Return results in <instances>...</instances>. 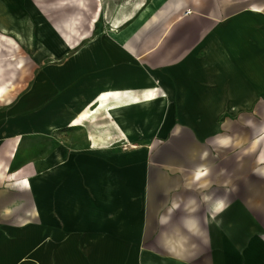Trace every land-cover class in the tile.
I'll return each instance as SVG.
<instances>
[{
    "label": "crops",
    "instance_id": "1",
    "mask_svg": "<svg viewBox=\"0 0 264 264\" xmlns=\"http://www.w3.org/2000/svg\"><path fill=\"white\" fill-rule=\"evenodd\" d=\"M22 2L0 0V25L21 28L17 17H27L31 33L18 45L0 26V101L4 77L21 67L1 52L18 59L20 45L35 49L22 94L0 102V177L8 168L16 181H0V264H264V238L250 244L253 258L245 252L264 232L242 225L253 182L258 193L257 152L228 161L232 146L213 139L217 111L247 117L264 90V0H27L19 10ZM35 4L61 17L47 44ZM258 171L264 177V164ZM208 181L216 196L240 190L241 200L219 226L201 204V234L191 236L183 204L199 201ZM173 200L181 209L161 226ZM176 229L189 242L169 251L162 233Z\"/></svg>",
    "mask_w": 264,
    "mask_h": 264
},
{
    "label": "rangeland",
    "instance_id": "2",
    "mask_svg": "<svg viewBox=\"0 0 264 264\" xmlns=\"http://www.w3.org/2000/svg\"><path fill=\"white\" fill-rule=\"evenodd\" d=\"M23 4H19L18 8L26 10V8L29 7V5H27V0H23L22 2ZM15 8V7H13ZM35 11L32 12V14H35L34 18L38 19V15H43L44 18L46 19L43 22H39V23H35V30L37 28H39V25H43L44 27H46V29L48 30L47 35L46 36V42L45 44H47L49 41L53 40V31L54 29L58 26V24L61 22V17L59 14V11L57 8H50L49 6H45V5H34ZM24 13V12H21ZM25 15V14H23ZM5 17V16H4ZM19 19V23H20V27L18 28L16 25L12 24L9 21H6L5 23H3L2 25H0L1 27L3 26V35L8 37L9 33H15L16 37L18 36L17 42L18 45L19 44H23V45H27L28 41H29V37L31 36L30 29L23 24V18L27 21H29L27 19V17H17ZM21 19V20H20ZM22 22V23H21ZM39 24V25H38ZM31 27V25H30ZM7 31V32H6ZM22 38V40H21ZM24 39V40H23ZM37 40V38L35 37V41ZM5 40H3L4 42ZM2 47H5L2 44ZM18 47V46H17ZM31 47V46H30ZM30 47H23V46H19V48L16 51V56L18 57V59H16L14 57V53H11L10 51L6 52L3 51L2 56H4V58H8V60L10 61H18L19 62V67L18 69H14L13 73L14 75L9 78V75H6L4 78L5 80H7L9 82V84L7 85V91L4 94V99L5 100H1L0 102L3 104H8L7 106L13 104L16 102V100L19 98V96L22 94L23 90L26 87V82L27 79L30 75V73L32 72V55H33V51L31 49H27ZM5 50V49H4ZM31 51V53H29ZM69 52V51H68ZM67 52V53H68ZM31 60V61H30ZM21 61V62H20ZM5 73H7V71H5ZM259 99H258V105H257V109H250V108H246V106L244 107L245 109L243 111H245L247 113V117H241L240 114L241 112H236V111H230L229 107L227 108V111H225L224 109L217 111L216 113V118L214 119L218 124H219V129H220V133H217L214 135L213 139L217 142L218 138H223V137H228L230 138V144L228 147L232 146V148L227 149L226 150V157H228V161L232 160L233 158H242L244 160L247 159H251L252 161V155H249L250 151L257 152V161H258V166L260 167L262 164H264V90H259ZM229 104V103H228ZM231 104V103H230ZM228 106V105H227ZM3 108V107H0ZM233 110L236 109V107L232 108ZM254 110V111H252ZM244 112V114H246ZM253 112V113H252ZM252 113V116H250V114ZM250 147V148H249ZM3 152V151H2ZM5 153H2L1 157L5 158ZM224 153H222L223 155ZM254 156V154H253ZM5 160V159H4ZM3 161V160H2ZM258 166L257 167H253L254 171L253 173H255V170L257 171L259 177L258 179V193L257 196H255V188L256 187V183L253 182V185L250 186L249 191L244 195V197L242 198L243 202L248 206L247 210L248 213L243 215V221H245L242 225L243 227H247V226H257L259 229L258 231L260 233L264 232V177H262V175L260 174V172L258 171ZM233 167V166H232ZM232 167L228 166L227 170L229 173H236ZM247 169V166L244 167L243 171L246 172L245 170ZM242 171V172H243ZM9 171L8 168L7 170H2V176L0 177V181H3L5 178L9 179V181L11 183L16 182L10 175H9ZM247 173V172H246ZM246 173H244V175H246ZM238 175L240 174V172L238 171L237 173ZM242 174V173H241ZM249 178L243 176L242 177V186H244L245 188V184L248 185L249 187V183H246L245 181ZM38 181V180H37ZM7 182H3L1 183L2 188L5 187ZM227 184L228 189H230V186H233L231 189L232 191L234 190V182L231 181V177L228 178L227 180ZM239 185V183H238ZM238 189V187H237ZM251 190L253 191L251 193ZM227 192V200L229 202H234L235 205V209L237 207V204L239 202L240 197V190L239 192ZM238 191V190H237ZM54 209V208H52ZM38 213H36L34 216H37ZM58 214L56 213H52L51 217L54 220L58 219ZM239 215H232V214H228V218L229 217H233L236 218ZM20 223V228H24L28 222L25 221L23 223ZM238 224V223H237ZM245 232H248V234L254 229L251 230H247L244 229ZM53 233V230L51 231ZM264 238V235L261 236L259 239H255L253 241H251L249 243V245L247 246V250L246 252V257L248 258H253L250 257L251 255H249L248 253V249L250 247V244L254 243L255 241H259L261 239ZM247 239V238H246ZM229 248V247H228ZM231 248V247H230ZM236 248L240 249L241 246L238 244V246H236ZM235 250V249H234ZM253 256V255H252ZM261 257V256H260ZM264 262V261H263ZM202 261H196L195 264H201ZM163 264H169L164 262ZM229 264V263H227ZM239 264H246L245 262H240Z\"/></svg>",
    "mask_w": 264,
    "mask_h": 264
},
{
    "label": "clouds",
    "instance_id": "3",
    "mask_svg": "<svg viewBox=\"0 0 264 264\" xmlns=\"http://www.w3.org/2000/svg\"><path fill=\"white\" fill-rule=\"evenodd\" d=\"M230 142V138L223 137L218 138L216 143L219 147L226 148L229 146ZM204 156H207V152L204 153ZM224 171L225 170L221 169V174H223ZM202 172L203 176H207L209 174V169L205 167ZM226 184L227 181L225 182V186ZM211 187V181L200 185L199 201L196 197H189L183 204V211L185 215L180 218V224L187 233L191 234V236H200L201 234L199 218L194 215V213L199 211L201 204H203L207 210L205 222H215L217 226H219L221 221H217L216 217L230 206V202L226 197H218L214 192L209 191ZM180 209L181 203L177 202V200H173L171 205L167 207L166 210H161L160 214L158 215V223L161 226L170 224L173 213ZM162 238L164 246L169 251L172 250L171 247H169L170 244H174L183 248L189 242V236L180 233L179 229H176V231L171 234L168 232L162 233ZM192 246L195 247V245Z\"/></svg>",
    "mask_w": 264,
    "mask_h": 264
},
{
    "label": "bare ground",
    "instance_id": "4",
    "mask_svg": "<svg viewBox=\"0 0 264 264\" xmlns=\"http://www.w3.org/2000/svg\"><path fill=\"white\" fill-rule=\"evenodd\" d=\"M253 10H254V11H258V10H257V9H255V8H253ZM21 23H22V22H21ZM6 32H7V31H6ZM9 35H11V33H10ZM12 36H13V35H12ZM21 40H22V38H21ZM23 40H24V39H23ZM63 46L65 47V44H63ZM66 46H67V45H66ZM1 88H2V89H4V87H3V86H2V87H0V93H1Z\"/></svg>",
    "mask_w": 264,
    "mask_h": 264
},
{
    "label": "snow or ice",
    "instance_id": "5",
    "mask_svg": "<svg viewBox=\"0 0 264 264\" xmlns=\"http://www.w3.org/2000/svg\"><path fill=\"white\" fill-rule=\"evenodd\" d=\"M200 176H203V172H200L197 176V178L199 179Z\"/></svg>",
    "mask_w": 264,
    "mask_h": 264
}]
</instances>
